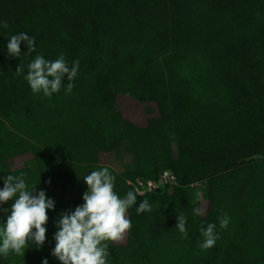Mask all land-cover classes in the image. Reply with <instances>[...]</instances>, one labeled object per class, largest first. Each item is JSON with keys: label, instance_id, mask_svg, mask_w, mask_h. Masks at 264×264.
Instances as JSON below:
<instances>
[{"label": "trees", "instance_id": "1", "mask_svg": "<svg viewBox=\"0 0 264 264\" xmlns=\"http://www.w3.org/2000/svg\"><path fill=\"white\" fill-rule=\"evenodd\" d=\"M0 21V47L20 32L36 42L28 56L23 42L19 58L0 52V188L12 175L55 202L43 246L0 264H59L55 220L82 203L83 176L102 167L120 196L133 191L127 181L175 177L136 195L108 264H264V0H0ZM37 53L79 60L70 93H31L15 71ZM118 96L141 104L144 125L122 114ZM142 200L151 208L138 214ZM181 213L186 235L175 229ZM207 223L218 239L201 250Z\"/></svg>", "mask_w": 264, "mask_h": 264}, {"label": "clouds", "instance_id": "2", "mask_svg": "<svg viewBox=\"0 0 264 264\" xmlns=\"http://www.w3.org/2000/svg\"><path fill=\"white\" fill-rule=\"evenodd\" d=\"M0 28H7V23L0 21ZM22 42L27 49L23 53L25 56L36 52L35 39L26 32L11 35L7 44L0 47V52L6 48L4 54L7 58H19ZM78 70L79 60L69 64L63 54L55 60H48L37 53L27 63L26 72L19 65L15 72L23 74L32 94L50 98L62 88L65 93H70ZM65 79L68 81L66 86L63 84ZM82 180L86 185L82 203L55 220L51 256L59 264H108L109 242L121 240L130 229L131 221L126 213L136 205L137 196L133 191L120 196L114 190L115 176L106 167L89 172ZM8 201L11 204L0 209L4 214L0 220V258H7L10 254L23 256L30 248L39 250L46 240L47 212L54 210V200L47 197L43 189L36 191V186L27 185L23 178L8 175L3 178V187L0 188V205ZM150 208L149 202L142 200L136 211L140 214ZM201 214L200 208L192 209L194 217ZM218 219L220 228H226L230 222L227 215ZM186 224L187 217L183 213L177 215L175 229L179 233L187 234ZM216 227L215 223L201 227L202 240L198 244L201 250L215 245L218 239ZM41 264H48V260L43 259Z\"/></svg>", "mask_w": 264, "mask_h": 264}, {"label": "rangeland", "instance_id": "3", "mask_svg": "<svg viewBox=\"0 0 264 264\" xmlns=\"http://www.w3.org/2000/svg\"><path fill=\"white\" fill-rule=\"evenodd\" d=\"M259 99H260V101H259V104L257 103V105H259L260 111H261L262 115H264V95L261 96L260 98H258V100ZM117 105H118L119 109L121 110L122 114L127 119L132 121L134 124H136L138 126H142L145 124L146 116L143 113L141 104L138 103L136 100H134L133 98H130V97H126V96H118ZM27 157L28 156H24V157H20V158L13 160L11 162V166L12 167L22 166ZM100 160L104 164H108L109 161H111V159L106 154H101ZM205 210H206V203L204 202L201 205L202 215L205 213ZM125 237L126 236L124 234L123 238L119 241H115V243L116 244H121V242L124 243Z\"/></svg>", "mask_w": 264, "mask_h": 264}, {"label": "built area", "instance_id": "4", "mask_svg": "<svg viewBox=\"0 0 264 264\" xmlns=\"http://www.w3.org/2000/svg\"><path fill=\"white\" fill-rule=\"evenodd\" d=\"M175 177L169 171H162L159 175L157 180H142L136 179L135 181H127L126 184L130 186L134 193L142 197L148 193H152L158 191L159 189L163 188L166 185L173 183Z\"/></svg>", "mask_w": 264, "mask_h": 264}, {"label": "crops", "instance_id": "5", "mask_svg": "<svg viewBox=\"0 0 264 264\" xmlns=\"http://www.w3.org/2000/svg\"><path fill=\"white\" fill-rule=\"evenodd\" d=\"M192 185L193 186H199V183L196 182V183H193ZM121 243H123V242H121Z\"/></svg>", "mask_w": 264, "mask_h": 264}]
</instances>
